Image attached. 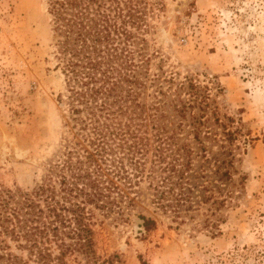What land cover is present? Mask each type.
<instances>
[{"label": "rangeland", "instance_id": "1", "mask_svg": "<svg viewBox=\"0 0 264 264\" xmlns=\"http://www.w3.org/2000/svg\"><path fill=\"white\" fill-rule=\"evenodd\" d=\"M146 3L143 110L133 105L110 123L148 139V168L157 137L163 166L189 161L191 201L178 215L163 211L142 182L123 220L96 212L98 255L121 264H264V0ZM56 41L48 0H0V188L31 191L48 176L58 187L69 153L85 160L93 150L88 115L72 113L56 68ZM181 101L191 103L185 118L174 109ZM141 215L156 229L145 232Z\"/></svg>", "mask_w": 264, "mask_h": 264}, {"label": "trees", "instance_id": "2", "mask_svg": "<svg viewBox=\"0 0 264 264\" xmlns=\"http://www.w3.org/2000/svg\"><path fill=\"white\" fill-rule=\"evenodd\" d=\"M146 9V0H48L57 40L56 68L64 77L72 113L88 115L83 127L92 134L93 150L86 151L85 160L78 156L75 160L69 153L55 173L58 187L48 176L31 191L0 188V264H28L9 252L8 240L37 264H69L71 257H81L84 264H121L118 255H98L96 212L123 220L124 210L135 206L144 181L163 211L178 215L191 201L186 193L191 191L186 188L189 180L184 178L189 161L163 166L165 140L157 137L159 144L148 168V139L126 124L111 125L132 112L133 105L143 110L138 89L146 88L149 71L144 66L150 59L141 33L147 27ZM188 90L191 96H199L191 82ZM189 108L191 103L183 101L174 105L181 115ZM140 219L145 232L156 229L154 219L143 215Z\"/></svg>", "mask_w": 264, "mask_h": 264}]
</instances>
